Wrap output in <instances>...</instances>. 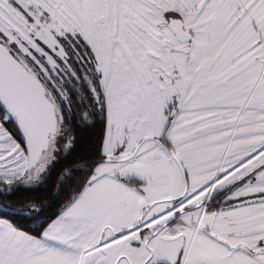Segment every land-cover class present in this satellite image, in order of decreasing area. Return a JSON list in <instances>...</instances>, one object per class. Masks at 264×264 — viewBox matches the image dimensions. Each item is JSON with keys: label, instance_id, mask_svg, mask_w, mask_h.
I'll list each match as a JSON object with an SVG mask.
<instances>
[{"label": "snow or ice", "instance_id": "1", "mask_svg": "<svg viewBox=\"0 0 264 264\" xmlns=\"http://www.w3.org/2000/svg\"><path fill=\"white\" fill-rule=\"evenodd\" d=\"M0 197V264H264V0H0Z\"/></svg>", "mask_w": 264, "mask_h": 264}, {"label": "trees", "instance_id": "2", "mask_svg": "<svg viewBox=\"0 0 264 264\" xmlns=\"http://www.w3.org/2000/svg\"><path fill=\"white\" fill-rule=\"evenodd\" d=\"M72 126V125H70ZM77 142L69 156V160H62L60 164L53 169L52 174L47 178L46 182L41 183L39 186L34 187L31 191H20L10 198L11 202H16L19 200H36L40 204L53 205L50 211H55V205L62 198V196H57L56 192L59 189V182L57 180L58 173L69 161H78L81 157H86L91 153L92 145L94 143L95 130L92 128H78L77 132ZM5 198L0 197V200ZM22 227L27 229H35L38 227V223L28 218L21 217L19 219Z\"/></svg>", "mask_w": 264, "mask_h": 264}]
</instances>
